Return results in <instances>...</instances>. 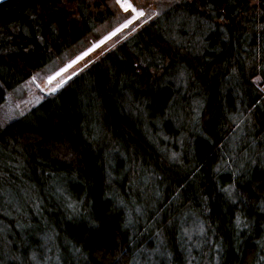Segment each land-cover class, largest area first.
<instances>
[{
	"label": "trees",
	"instance_id": "16d2710c",
	"mask_svg": "<svg viewBox=\"0 0 264 264\" xmlns=\"http://www.w3.org/2000/svg\"><path fill=\"white\" fill-rule=\"evenodd\" d=\"M157 7L0 123V264H264V0ZM126 18L1 3L0 105Z\"/></svg>",
	"mask_w": 264,
	"mask_h": 264
},
{
	"label": "rangeland",
	"instance_id": "374dc122",
	"mask_svg": "<svg viewBox=\"0 0 264 264\" xmlns=\"http://www.w3.org/2000/svg\"><path fill=\"white\" fill-rule=\"evenodd\" d=\"M128 1L136 10L141 11L143 15H138L135 19L131 20L124 27L118 29L119 26H121L124 22H126L128 19L132 17L133 11L131 9H123L119 4V2L115 0V3L119 8L120 12L126 14L127 18L124 19L122 22H118V24H116L110 31L104 33L98 40L91 43V45L86 48L88 55L92 54L98 48H102L103 46H109L115 35L117 36L127 35L130 32H132L134 29H136L140 24L144 23L146 19L148 20L152 16L157 14L158 0L155 1L128 0ZM104 38L105 40H103ZM101 40H103V42L98 44V42H100ZM94 45L96 46L93 47ZM89 48H91V50H89ZM87 54L82 59H80L79 62H77L74 66H72L67 70L65 69L61 70V69L71 59L66 61L62 66H59L57 62H53L48 66H46L45 68H43L42 70L33 74L24 83L18 85L13 90L9 91L5 96V100L0 105V123L6 124L14 120L15 118L26 113L31 107L38 104L42 98L55 93L63 85V81L65 80V78L78 71L80 64L88 56ZM163 141H164L163 143L164 148H167L170 145L168 144V137L163 135ZM199 234L200 233L197 230L191 229L189 232V238L191 239L197 238Z\"/></svg>",
	"mask_w": 264,
	"mask_h": 264
},
{
	"label": "bare ground",
	"instance_id": "6f19581e",
	"mask_svg": "<svg viewBox=\"0 0 264 264\" xmlns=\"http://www.w3.org/2000/svg\"><path fill=\"white\" fill-rule=\"evenodd\" d=\"M119 4L121 5V7L123 9H131L133 11V15L130 19H128L126 22H124L121 26L118 27V29L124 27L126 24H128L131 20L135 19L138 15H140L141 11L136 10L131 3L128 0H119ZM131 5V8L128 7V5ZM117 29V30H118ZM105 40V38L103 39ZM103 40H101L100 42H98V44H100L101 42H103ZM96 44V45H98ZM96 45H94L93 47H95ZM89 50H91V48H89ZM87 50L80 53L79 55H77L76 57H74L73 59H71L61 70H67L69 68H71L72 66H74L77 62H79L80 59H82L86 54H87ZM60 72V70H59Z\"/></svg>",
	"mask_w": 264,
	"mask_h": 264
},
{
	"label": "water",
	"instance_id": "95a60500",
	"mask_svg": "<svg viewBox=\"0 0 264 264\" xmlns=\"http://www.w3.org/2000/svg\"><path fill=\"white\" fill-rule=\"evenodd\" d=\"M5 1H7V0H0V4L5 2ZM72 75H74V74H72ZM72 75H70L67 78H65V80L63 81V84L66 83L72 77Z\"/></svg>",
	"mask_w": 264,
	"mask_h": 264
},
{
	"label": "snow or ice",
	"instance_id": "6c2138e0",
	"mask_svg": "<svg viewBox=\"0 0 264 264\" xmlns=\"http://www.w3.org/2000/svg\"><path fill=\"white\" fill-rule=\"evenodd\" d=\"M117 2H119V0H117ZM129 8H131V5H128ZM140 15H143V13L141 12Z\"/></svg>",
	"mask_w": 264,
	"mask_h": 264
}]
</instances>
